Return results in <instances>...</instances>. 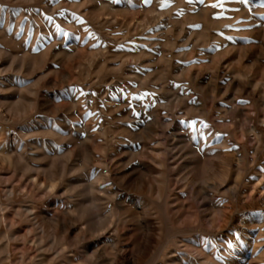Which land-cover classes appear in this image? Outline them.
<instances>
[{"label": "rangeland", "instance_id": "1", "mask_svg": "<svg viewBox=\"0 0 264 264\" xmlns=\"http://www.w3.org/2000/svg\"><path fill=\"white\" fill-rule=\"evenodd\" d=\"M216 2L0 0V264H264V0Z\"/></svg>", "mask_w": 264, "mask_h": 264}, {"label": "bare ground", "instance_id": "2", "mask_svg": "<svg viewBox=\"0 0 264 264\" xmlns=\"http://www.w3.org/2000/svg\"><path fill=\"white\" fill-rule=\"evenodd\" d=\"M104 5V4H103ZM13 6V5H12ZM105 7V6H104ZM99 8L96 6H93V7H91L89 10H90V15H91V20H92V23L94 24V25H97V26H100L101 25V22L98 20V15H99V10H98ZM100 9H101V7H100ZM99 12V13H98ZM203 13V12H202ZM19 15V14H18ZM120 15V14H119ZM192 15V14H191ZM210 17V16H209ZM217 23V22H216ZM17 24V23H16ZM23 24V23H22ZM18 25V24H17ZM14 26V25H13ZM23 27V26H22ZM114 28V27H113ZM116 28V27H115ZM14 29V28H13ZM118 30V29H117ZM60 33V32H59ZM14 34V33H13ZM101 34V33H100ZM152 34V33H151ZM124 35V34H123ZM82 36V35H81ZM18 40V39H17ZM125 40V39H124ZM105 42V41H104ZM109 42V41H108ZM111 42V41H110ZM109 42V45L108 46H110V44L113 42H111L110 43ZM15 45V44H14ZM113 45V44H112ZM111 45V46H112ZM117 45H119L120 47H113V48H111V50H110V52L113 54V56L114 57H116V59H118V61H116V62H118V66L120 67V68H126L127 69V72H125V74L126 75H133L132 76V78H134L135 80H136V82H138V83H141V84H143L144 82L146 83V80L148 79V77H149V74H148V66L147 65H143L144 63H136L135 61H134V59L131 57V55L130 54H125L128 50H130V48L131 47H128L127 46V44L125 45V44H119V43H117ZM129 45V44H128ZM27 46V45H26ZM133 46V45H132ZM109 48V47H108ZM57 52V51H56ZM67 52L68 53H72V49H67ZM68 53H67V55H68ZM108 54H109V52H108ZM132 54V53H131ZM57 56V55H56ZM103 56V55H102ZM112 56V55H111ZM134 57V56H133ZM17 58H19V57H17ZM56 58V57H55ZM150 58V57H149ZM165 58V57H164ZM36 59V58H35ZM57 59H54V61H56ZM60 61V60H59ZM106 61V59H105V56L103 57V59L101 60V62H100V60H99V63H104ZM151 61H152V59H151ZM24 62V61H23ZM57 62V61H56ZM98 62V61H97ZM12 64V63H11ZM10 64V65H11ZM15 64V63H14ZM19 64V63H18ZM29 65H30V63H29ZM90 66H92V65H90ZM53 67V66H52ZM102 67V66H101ZM166 67V66H165ZM20 68V67H19ZM99 69V68H98ZM119 69V68H118ZM21 70V69H20ZM120 70V69H119ZM89 71V70H88ZM91 71V70H90ZM89 71V72H90ZM93 71V70H92ZM121 71V70H120ZM159 71V70H158ZM86 73H88V72H86ZM86 73H85V76H86ZM88 75V74H87ZM65 76V75H64ZM196 76V75H195ZM67 77V76H66ZM106 77V76H105ZM197 77V76H196ZM88 78H89V76H88ZM11 80V79H10ZM33 80V79H32ZM37 80V79H36ZM210 80V79H209ZM89 81V80H88ZM35 82V81H34ZM49 82V81H48ZM95 82H97V80L95 81ZM101 82H104V83H111L112 84V80H110V79H104V81H101ZM103 83V84H104ZM144 83V84H145ZM101 84V83H100ZM120 86V85H119ZM240 86V85H239ZM244 86V85H243ZM106 87V86H105ZM115 87V89L118 91V89H119V87H116V86H114ZM109 88V87H108ZM111 88H112V86H111ZM82 90V89H81ZM103 91V90H102ZM126 91V90H125ZM261 93V92H260ZM262 93H264V92H262ZM123 94H125L124 93V91H122V90H119V95H120V97H119V99L117 100V101H120L121 102V97L123 96ZM147 94V96H148V99L150 100H153L154 99V92L153 91H150V92H148V93H146ZM255 94V93H254ZM257 94V93H256ZM86 97V96H85ZM124 99V98H123ZM108 102L110 101V102H113V98L112 97H110L108 100H107ZM109 102V103H110ZM141 102H143V99H142V97H137V98H135V99H133V101H131L130 103L131 104H136V103H138V104H140ZM112 104V103H111ZM125 105V104H124ZM107 106H109V105H107ZM110 106H112V105H110ZM120 106V105H119ZM263 106V105H262ZM103 107V106H102ZM103 109V108H102ZM110 109H111V107H110ZM115 109V108H114ZM152 109V108H151ZM93 110V109H92ZM128 111V110H127ZM152 111V110H151ZM70 112V111H69ZM152 114H153V117H152V119H150V122L152 121V125H154V124H156L157 123V115L155 114V111L154 112H152ZM174 115H176V113H174ZM109 119V118H108ZM29 129V128H28ZM151 129H152V131L154 132V127H151ZM47 130V129H46ZM25 132V131H24ZM43 132V131H42ZM57 132V131H56ZM88 135V134H87ZM85 133H82L81 134V136H82V138L84 139V140H86L87 139V136ZM89 138V137H88ZM90 139V138H89ZM158 152V150L157 149H154V155L151 157V159L153 160V163H155V164H157V165H160L161 164V162H160V160L158 159L159 158V154L157 153ZM128 155V154H127ZM152 155V154H151ZM122 161V160H121ZM129 161V160H128ZM140 161V160H139ZM145 164V163H144ZM123 165V164H122ZM129 165V164H128ZM121 166V165H120ZM130 168H131V166H130ZM142 168H144V165H139V164H133L132 165V171H135L136 172V175H138V174H140V173H138V172H140V170L142 169ZM124 169V168H123ZM105 172H107V171H105ZM33 175H35V174H33ZM135 175V176H136ZM32 178V177H31ZM118 180V179H117ZM122 180V179H121ZM130 180V179H129ZM35 181L37 182V183H39L40 182V180H39V177H38V174H37V176H35ZM159 181V180H158ZM43 183V182H42ZM52 187V186H51ZM131 188V187H130ZM158 195H160V189L158 190ZM114 196V195H113ZM135 200V199H134ZM123 205V204H122ZM1 206V205H0ZM15 209H16V207H15ZM35 209V208H34ZM68 209H69V207H68ZM3 208L2 207H0V212L2 211V214H3ZM63 210V209H62ZM17 213L18 214H21L22 216H24V217H26V218H29V217H31L32 215H33V206L32 205H28V204H25V205H21L18 209H17ZM61 214H63V213H61ZM136 214V213H135ZM64 215V214H63ZM62 215V216H63ZM66 215V214H65ZM64 215V216H65ZM67 217H68V214L66 215ZM65 216V217H66ZM3 217L4 216H0V222H1V220H4L3 219ZM64 217V219L63 220H61V221H57V224H58V227L57 228H62V229H58V230H62V231H64L65 233L66 232H70L71 230H72V228H73V226L71 225V223H70V219L68 218H65ZM91 218V217H90ZM132 218V217H131ZM129 219V218H128ZM138 219H141V218H137V220ZM133 221V220H132ZM135 221V220H134ZM119 222V221H118ZM142 222V221H141ZM147 222V221H146ZM2 223V222H1ZM138 223V222H137ZM53 224V223H52ZM140 224H142V223H140ZM4 225V224H3ZM54 225V224H53ZM2 226V225H1ZM55 227V226H54ZM145 228V227H144ZM20 229V228H19ZM93 230V229H92ZM3 234V233H2ZM5 234V233H4ZM17 235V234H16ZM3 236V235H2ZM7 236V235H6ZM19 237V236H18ZM11 238V237H10ZM2 241V240H1ZM3 241H5L4 240V237H3ZM2 241V242H3ZM112 244H114L115 246H117L116 244H117V242H116V239L113 241V243H111V245ZM8 245V244H7ZM2 247V246H1ZM4 247H6V246H4ZM3 247V248H4ZM114 247V246H113ZM2 248V249H3ZM97 248V247H96ZM249 248V247H248ZM254 248V247H253ZM115 249V248H114ZM256 249V248H255ZM118 250V249H117ZM116 250V251H117ZM257 250V249H256ZM7 251H8V249H7ZM1 252V251H0ZM4 253V252H3ZM7 253V252H6ZM9 253V252H8ZM8 253H7V255H8ZM98 253V252H97ZM102 253V252H101ZM1 254V253H0ZM10 254V253H9ZM131 255V254H130ZM5 256V255H4ZM116 256V255H115ZM10 257V256H9ZM262 258V257H261ZM45 259V258H44ZM10 260H11V257H10ZM9 260V261H10ZM2 261V260H1ZM45 261V260H44ZM107 261H108V259H107ZM116 261V260H115ZM126 262V261H125ZM208 262V261H207ZM214 262V261H213ZM3 263V262H2ZM1 263V264H2ZM217 263V262H216ZM215 263V264H216ZM223 263V262H222ZM221 263V264H222ZM59 264V263H58ZM74 264H75V262H74ZM108 264H113V262H109ZM128 264H129V262H128ZM131 264H135V263H131ZM218 264V263H217Z\"/></svg>", "mask_w": 264, "mask_h": 264}, {"label": "snow or ice", "instance_id": "3", "mask_svg": "<svg viewBox=\"0 0 264 264\" xmlns=\"http://www.w3.org/2000/svg\"><path fill=\"white\" fill-rule=\"evenodd\" d=\"M145 2H149V0H145ZM230 2V0H217L216 3H213L212 5H210L211 7L213 8H220V9H223L224 8V5L226 3ZM240 3H245L246 0H239ZM199 3L200 4H205V0H199ZM162 7H166L167 4H162L161 5ZM220 16H223V11L217 16V18H220ZM49 20H51V18H48ZM230 27V26H229ZM206 126V125H205ZM231 247V245H229Z\"/></svg>", "mask_w": 264, "mask_h": 264}]
</instances>
